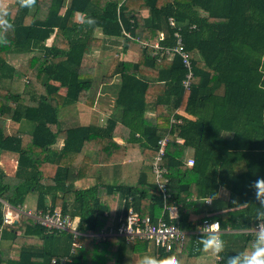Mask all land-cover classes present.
Returning <instances> with one entry per match:
<instances>
[{
  "label": "trees",
  "instance_id": "16d2710c",
  "mask_svg": "<svg viewBox=\"0 0 264 264\" xmlns=\"http://www.w3.org/2000/svg\"><path fill=\"white\" fill-rule=\"evenodd\" d=\"M13 2V28L0 30V156L16 152L18 163L14 174L0 167V199L18 206L36 193L35 209L60 207L82 232L118 226L131 204L154 220H169L165 206L177 205L186 230L206 218L222 228L252 227L264 216L250 187L264 178V0H36L31 10ZM177 30L192 54L189 87L183 57L155 47L174 45ZM106 36L123 43L101 73L105 66L92 60ZM100 85L99 95L114 107L105 123L60 116L66 106H93ZM167 134L165 198L149 175ZM93 151L101 165L140 161L138 181L77 186L73 173L79 179L89 174ZM221 188L228 190L229 210L214 214L201 198H216ZM0 229L3 264H62L64 258V264H138L152 242L80 235L74 247L71 233L47 232L26 213L4 224L1 200ZM186 236L187 264H195L209 253L199 243L202 234ZM254 240L239 235L221 252L223 263ZM4 241L19 242L18 253L6 255ZM179 245L155 244L153 257L176 256Z\"/></svg>",
  "mask_w": 264,
  "mask_h": 264
},
{
  "label": "built area",
  "instance_id": "2783aa9c",
  "mask_svg": "<svg viewBox=\"0 0 264 264\" xmlns=\"http://www.w3.org/2000/svg\"><path fill=\"white\" fill-rule=\"evenodd\" d=\"M171 24L175 25L176 21L174 18H170ZM176 43L170 46H162L156 43L155 47L159 50H164L170 54H180L183 57L185 66L187 67V73L184 78L185 87H189L194 76L192 54L186 48L183 39L182 32L177 30L175 32ZM161 38H164L161 33ZM169 135L162 137L159 140L158 153L152 164V171L155 175V181L163 191L165 197L168 196V181L167 177L168 169L163 164L164 155L166 154V148L168 143ZM189 164L194 163V159H189ZM3 203V222L4 224H12L20 219L22 214L26 213L35 218L36 222L44 227L47 232H66L71 233L74 237V247L79 245L78 238L80 235H88L96 240H105L109 236H122L128 241H134L136 239L151 240L157 246L165 247L167 249H173L176 243L182 244L186 239V231L181 229L180 226L170 220H165L163 217H159L156 221L149 215H142L133 206L129 207L126 218L118 225L111 226L107 229L103 228L99 232H82L77 228V219L69 213H64L60 207L54 211H43L41 209H31L25 206L18 205L14 206L7 200L0 199ZM210 199H207L208 202ZM219 222L217 219L206 218L202 221L200 229L209 226L213 223ZM260 223L258 220L257 224ZM256 224V225H257ZM256 225L249 231L256 235ZM2 229V227H1ZM0 229V230H1ZM219 235L222 237V227L219 222ZM222 239V238H221ZM72 248V251L74 250ZM1 255V250H0ZM214 261L211 264H224L220 253L214 254ZM56 262V259L53 260ZM65 258L62 260L64 264ZM0 264H3L0 260Z\"/></svg>",
  "mask_w": 264,
  "mask_h": 264
},
{
  "label": "crops",
  "instance_id": "0c3cea01",
  "mask_svg": "<svg viewBox=\"0 0 264 264\" xmlns=\"http://www.w3.org/2000/svg\"><path fill=\"white\" fill-rule=\"evenodd\" d=\"M112 41H113V43L116 41L115 45H111ZM122 43H123L122 37L108 38V41H104V47H103L104 49L102 51L105 52V50L107 48L110 50H114L118 47H122ZM107 64L108 63H104L103 66H106ZM95 90H97V92H96L97 97H96L95 104L93 106H89V105H86L83 103H78V104L66 106V107L61 109L60 116L64 120L74 121V122L77 121L81 124H90V123L103 124V123H105L106 120L108 119V117L114 111V107H113V104L111 102H109L106 97L99 95V94H101L100 93L101 85L96 87ZM81 105L83 106V109L81 108ZM153 121H154V119L152 117H148L147 122L152 123ZM62 144H63V140H60L58 142V146H62ZM90 153L93 156L94 165H93L92 170L89 172V174L87 176L79 179L77 176V171L75 170L73 173L75 176L74 181H75L77 186H79V187L80 186L81 187H90V186L94 185L97 181L116 182V183L120 182V183H127V184H135L138 181V178L140 175V170L142 168V163L140 161H133L131 159H127V160H124V162L120 165H101L98 162V156L96 155V153L94 151L90 152ZM190 159H193V158H190ZM17 163H18V154L16 152L5 150L1 153L0 167L5 172H7L8 174H14L15 173L16 168H17ZM189 165H191V164H189ZM149 179L155 181V175H154L153 171L150 173ZM223 189L224 188L220 189L218 196H220V193L223 192ZM225 190L227 191V193H225L224 195L221 194V196L225 197V200H224L225 204L221 208L212 209L211 213H214V214L215 213H225L229 210V208H226V202L228 199V190L227 189H225ZM169 196H170V193L168 191V196H166V197L168 198ZM201 199H202V202H203L206 209L212 208L211 205L213 204L214 198H212L211 196H207V197H202ZM207 199H210V200L207 202L206 201ZM22 206H25L26 208L35 209L37 206V194L36 193L29 194L26 198L25 203L22 204ZM131 206H133L135 208V206L133 204H131L129 207H131ZM166 209H167V212L169 215L168 221L172 220V221L176 222L180 226V228L183 229L181 227L180 221H179L180 215H179L178 206L172 205V206L168 207L166 205L165 211H166ZM149 216H151V215H149ZM160 217H163V216H160ZM201 223L199 222L196 225V228H194L192 230L184 229L186 231L187 235H190V234L200 235V234H202L201 229H200ZM254 226L244 227V228H231V227L222 228L223 231L221 234L222 235L221 238L225 241L224 248L233 246V244H235V242H237L239 240V235H242V234L252 235V237L255 238L253 233L249 231L250 229L254 228ZM18 235H19V237L22 236L20 230H18ZM4 245H6V246H3L1 248L4 250V252L8 256L17 254L18 248L21 246V244L19 242H16V241H13V242L12 241H10V242L4 241ZM154 250H155V247L153 245L149 244V248L143 254V256H145V255L154 256ZM177 251L178 252H177L176 256L179 259L180 264L189 263L190 260L188 259V254H187V252L184 251V243L179 245V248ZM220 254L222 256L223 253L220 252ZM180 255H183L182 259H181ZM138 258L140 259V255ZM214 259H215L214 254H204V255L198 256V258L195 260L194 263L195 264H211L214 261Z\"/></svg>",
  "mask_w": 264,
  "mask_h": 264
},
{
  "label": "clouds",
  "instance_id": "9594fccd",
  "mask_svg": "<svg viewBox=\"0 0 264 264\" xmlns=\"http://www.w3.org/2000/svg\"><path fill=\"white\" fill-rule=\"evenodd\" d=\"M16 3L21 8H28L31 10L35 7L36 0H16ZM9 15L10 8L8 0H0V30L7 31L13 28V24L8 20ZM81 17V22H84L82 14ZM86 22L90 25H96L97 23L95 18H88ZM250 187L255 189L256 200L261 207H264V178L255 180ZM233 204L235 207L239 205L238 201L235 200ZM256 219L259 220L260 223L256 225L257 231L254 242H252L249 249L244 250L238 256L231 259L229 264H264V216H258ZM218 228L219 222L202 228V236L199 243L203 246V252L218 254L224 250L225 242L220 238ZM138 264H180V261L175 255L163 259L145 255L139 260Z\"/></svg>",
  "mask_w": 264,
  "mask_h": 264
},
{
  "label": "rangeland",
  "instance_id": "374dc122",
  "mask_svg": "<svg viewBox=\"0 0 264 264\" xmlns=\"http://www.w3.org/2000/svg\"><path fill=\"white\" fill-rule=\"evenodd\" d=\"M8 3H9L10 10L12 11V13H14L16 11V7L14 6L13 0H8ZM108 38H111V37H107L106 36L105 41H108ZM115 43H116V41L114 43L112 41L111 45H115ZM119 53H121V47H118V48H116L114 50H110V49L107 48L105 50V52L100 50V49H96L94 51V57H95L96 60L94 59L92 61H94L96 63L101 61L103 65H104V63H108L109 64V62L112 59V57H114L115 55H117ZM108 64L105 66V68L103 70L100 71L101 73H103L106 70V68L108 67ZM81 108L83 109L82 105H81ZM225 193H227V191L225 189H223V192L220 193V196H218V197L213 199L214 201H213V204L211 205L212 209H218V208L223 207V205L225 204L224 203L225 197L221 196V194L224 195ZM151 245L154 246L155 245L154 242H151ZM180 256H181V259H182L183 255H180Z\"/></svg>",
  "mask_w": 264,
  "mask_h": 264
}]
</instances>
